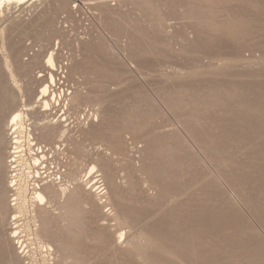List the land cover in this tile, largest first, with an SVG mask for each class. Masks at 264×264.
Returning a JSON list of instances; mask_svg holds the SVG:
<instances>
[{
	"label": "rangeland",
	"instance_id": "374dc122",
	"mask_svg": "<svg viewBox=\"0 0 264 264\" xmlns=\"http://www.w3.org/2000/svg\"><path fill=\"white\" fill-rule=\"evenodd\" d=\"M101 1L41 0L0 19V136L25 104L34 127L62 124L32 136L49 149L42 177L72 195L38 234L6 187L16 135L0 137V264H264V0ZM51 52L61 99L45 112Z\"/></svg>",
	"mask_w": 264,
	"mask_h": 264
},
{
	"label": "bare ground",
	"instance_id": "6f19581e",
	"mask_svg": "<svg viewBox=\"0 0 264 264\" xmlns=\"http://www.w3.org/2000/svg\"><path fill=\"white\" fill-rule=\"evenodd\" d=\"M41 0H0V19L5 18V14H7L10 10L14 9L15 7H18L22 4H26L29 5L28 8H32L34 6L37 5V3L39 4ZM89 1H95L96 0H89ZM112 1L115 2V4L117 6H123L124 7H130V5H134L135 7H151L152 5L156 4L159 2V0H108V1H101L98 5L102 6V7H108L111 8L112 5ZM158 1V2H157ZM161 2L165 3L167 2V0H160ZM175 1V0H174ZM172 1V2H174ZM179 1L181 3L180 0H176L175 2ZM185 3L187 2V4H191L195 5V6H199L202 8L204 7H208L211 5H214V3L218 2L217 0L212 1V0H182ZM228 2V0H226ZM240 1V0H239ZM245 1V0H244ZM94 2V3H95ZM226 2V3H227ZM230 2V0H229ZM233 2V0H232ZM98 3V2H96ZM95 3V4H96ZM111 3V4H110ZM160 3V2H159ZM169 3V2H168ZM220 3V2H219ZM223 3L225 4V2L223 1ZM237 3V2H236ZM241 3V2H239ZM94 4V5H95ZM114 4V5H115ZM218 4V3H217ZM229 4V3H227ZM93 5V4H92ZM93 5V6H94ZM97 5V4H96ZM115 5V6H116ZM187 5V6H188ZM235 5V4H234ZM114 7V8H117ZM190 5L187 7H191ZM216 6V5H214ZM153 7V6H152ZM194 7V6H193ZM217 7V6H216ZM196 8V7H195ZM212 8V7H210ZM16 9V8H15ZM14 9V10H15ZM200 10V8H197ZM190 10V9H189ZM37 11V10H36ZM114 11V10H113ZM168 11V10H167ZM198 11V10H197ZM196 11V12H197ZM202 12V11H201ZM211 13V12H209ZM176 14V13H175ZM195 14V13H194ZM99 15V14H98ZM187 15V14H186ZM197 15V14H196ZM199 15V12H198ZM206 15V14H205ZM202 16V15H201ZM199 17V16H198ZM176 19V18H175ZM195 19V18H194ZM200 19V18H199ZM188 20V19H187ZM192 20V19H191ZM198 20V19H197ZM196 20V21H197ZM1 21V20H0ZM109 21V19H108ZM195 21V22H196ZM203 21V20H202ZM206 21V20H205ZM204 21V22H205ZM199 22V21H198ZM111 23V22H110ZM192 23V22H191ZM207 23V21H206ZM186 24V23H185ZM196 24V23H195ZM211 24V23H208ZM35 25V24H34ZM168 25V24H167ZM166 25V26H167ZM200 26V25H199ZM219 26V25H218ZM213 27H215L213 25ZM167 28V27H166ZM217 28V27H216ZM214 28V29H216ZM219 28V27H218ZM224 28V27H223ZM220 29V28H219ZM5 31V30H4ZM212 31V30H211ZM3 32V31H2ZM0 32V33H2ZM4 33V32H3ZM214 33V31H213ZM127 34V33H126ZM197 34V33H196ZM196 34H194L196 36ZM193 35V34H192ZM1 36V35H0ZM23 36V35H22ZM194 36V38H195ZM196 39V38H195ZM194 40V39H193ZM155 44V43H154ZM189 48V47H188ZM44 58V57H43ZM47 61L45 64H47V67H49L51 69V72L49 73V77H48V81L46 84H43V86L41 87V89L39 90V95H41V97L39 98V102H40V106L42 107V110L45 112H50L52 109H54L56 105L59 104V99H61V95L57 96L55 95V93H53V91L51 90V87L56 86V77H55V73H53L52 71H54L56 68V64H55V58H54V53L51 52L49 54V56L47 57ZM7 59V57H6ZM5 59V60H6ZM23 62V61H22ZM6 63V68L10 71V80L11 83L15 86L18 87L19 89V94H21V87H20V83L17 81L18 79H16V74H14L10 69L12 64L5 62ZM42 63V62H41ZM13 68V67H12ZM9 73V72H8ZM42 76V75H41ZM54 89V88H53ZM52 92V93H51ZM59 94V93H58ZM152 94V93H151ZM213 97V96H212ZM68 99V98H67ZM67 102V101H65ZM24 105V104H23ZM34 109V107H28L27 104H25L21 109L19 108V110H16L15 112H13V114L10 116L8 122H7V133L2 134L1 140L4 141L6 140L5 138L10 139V136L12 135H16V138L13 137L11 138V141L14 139L15 142H11V143H15V152L11 153L9 150V156H8V169L10 170L8 175H7V179L8 181L7 183V189L8 191H12L14 192V195H12V198L10 196V200H11V206L15 207V209H17V211H19V213L21 214H26L29 213L30 215H32L33 220L35 221V225L38 226V228L36 229V232L39 234L40 232V228L41 227H46L49 223L48 219L46 218L47 213L49 214V209H51L52 203L54 202V199L58 198V196L60 197V195H62V199H66L67 198H71L72 195L68 196V189L67 188H63L62 186H57L56 185H48L51 181H49V179H47V177L51 178V176H44L43 173H48V169L45 172H41L42 165H45L47 163V159L49 160L48 156V151L49 149L46 150V147H38L36 148L38 145H36V143H34V139H33V134H32V128L33 130H40L43 133H52V135H54L53 133H56V129H57V121L55 122H51V121H47L45 123H41L38 126H33L31 125V123H28L29 119H28V112H32V110ZM235 111V110H234ZM40 113V112H39ZM48 118V116H47ZM64 121V119H63ZM67 121V120H66ZM99 121V119H98ZM30 122V121H29ZM97 122V121H96ZM33 124V123H32ZM60 124V123H58ZM62 125V124H60ZM6 126V125H5ZM64 126V125H63ZM67 126V125H66ZM2 129V128H1ZM97 130V129H96ZM67 129H62L61 130V134H66ZM3 132V131H2ZM36 132V131H35ZM68 132V131H67ZM37 133V132H36ZM50 135V134H48ZM26 137V144H27V148L26 150L23 149L24 145L22 144V139L23 137ZM57 136V135H56ZM62 136V135H61ZM64 136V135H63ZM24 137V138H25ZM50 138V137H49ZM25 143V142H24ZM58 148V147H57ZM56 148V149H57ZM29 154V155H28ZM52 155V154H51ZM107 158V157H106ZM101 159V158H100ZM108 159V158H107ZM110 160V159H109ZM7 162V161H6ZM14 164H16V166H13ZM208 165V163H207ZM41 168V169H40ZM59 168V167H58ZM5 169V168H4ZM95 168L92 167V169L89 171L88 174V178L90 179V177L92 176V174L94 173ZM96 171V170H95ZM155 171V170H154ZM167 171V170H166ZM244 172V171H243ZM95 174V173H94ZM93 174V175H94ZM59 175V174H58ZM166 177V176H165ZM5 178V176H4ZM38 178H40V181L43 182V184H39V180ZM168 179V178H167ZM48 180V181H47ZM53 180V179H52ZM119 180V179H118ZM54 181V180H53ZM41 182V183H42ZM90 182V181H89ZM56 183V182H55ZM58 183V182H57ZM56 183V184H57ZM76 183V182H75ZM103 183V182H101ZM53 184V183H52ZM90 184V183H89ZM97 184V183H96ZM61 185V184H60ZM113 185V184H112ZM120 186V185H119ZM3 187V186H2ZM70 187V186H69ZM82 186H76V190L77 192H75L76 194H82L83 188H81ZM96 187V186H95ZM102 187H105V185H102L101 187L99 186L98 189H101ZM68 190V191H67ZM104 190H106L105 188L100 191V193H102ZM84 192V191H83ZM90 192V191H89ZM88 192V193H89ZM107 192V191H106ZM105 192V193H106ZM91 193V192H90ZM89 193V194H90ZM96 193V192H95ZM98 193V192H97ZM104 193V194H105ZM92 195V194H91ZM101 195V194H98ZM107 195V194H106ZM145 195V194H144ZM13 196L15 197L13 199ZM104 196V195H103ZM78 197V196H77ZM83 197V196H82ZM92 197V196H91ZM61 198V197H60ZM75 198V197H74ZM174 198V197H173ZM60 201L59 199V206L60 209H55V215L61 219L64 217L65 215V205L66 202L64 200ZM107 199V198H106ZM109 199V197H108ZM103 200V199H102ZM107 201V200H106ZM234 201V200H233ZM109 202L110 199H109ZM71 205V204H70ZM97 205V204H96ZM67 207V206H66ZM92 208V207H91ZM67 209V208H66ZM94 210V209H93ZM110 210V209H109ZM57 211V213H56ZM71 212V211H70ZM73 212V211H72ZM110 214V213H109ZM117 214V213H116ZM53 216V214H52ZM116 217V216H115ZM40 218V221L38 220ZM72 225V224H71ZM92 225V224H91ZM99 227V226H98ZM103 228V227H102ZM18 229V228H17ZM42 229V228H41ZM76 230V229H75ZM84 231V230H83ZM16 233V232H15ZM75 234V233H74ZM17 235V234H16ZM14 235V236H16ZM87 236V235H86ZM107 236V235H106ZM123 236V235H122ZM90 237V236H89ZM106 238V237H105ZM109 238V236H108ZM123 238V237H122ZM121 238V239H122ZM41 240V239H40ZM110 240V239H109ZM114 240V239H113ZM45 241V240H44ZM43 241V242H44ZM42 243L41 242V248H46V250H49L50 252L53 251V248L51 244L48 243ZM48 244V245H47ZM76 245V244H75ZM70 246V245H69ZM74 246V245H73ZM23 247V246H22ZM81 247V246H80ZM110 247V246H109ZM40 248V249H41ZM79 248V247H78ZM77 248V249H78ZM9 249V248H8ZM75 252V249L72 250ZM71 251V252H72ZM46 252V251H45ZM54 252V251H53ZM84 252V251H83ZM78 253V252H77ZM75 254V253H74ZM79 254H80V250H79ZM87 254V253H86ZM61 256V255H60ZM74 256V255H73ZM81 257V255H80ZM79 257V258H80ZM99 257V256H98ZM86 258V257H85ZM90 258V257H89ZM19 259V258H18ZM70 259V258H69ZM93 259V258H92ZM14 260V259H13ZM16 260V259H15ZM78 260V259H77ZM81 260V259H80ZM79 260V261H80ZM89 260V259H87ZM91 260V258H90ZM62 262V261H61ZM68 262V260H67ZM70 262V261H69ZM88 262V261H87ZM11 263V261H10ZM14 263V261H13ZM59 263V262H58ZM90 263V261H89ZM12 264V263H11ZM16 264V263H15ZM18 264V263H17ZM68 264V263H66ZM73 264V263H72Z\"/></svg>",
	"mask_w": 264,
	"mask_h": 264
}]
</instances>
